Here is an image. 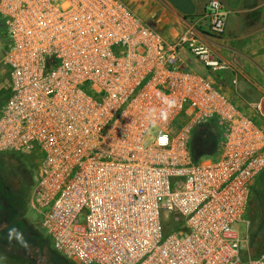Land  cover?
Returning a JSON list of instances; mask_svg holds the SVG:
<instances>
[{
	"label": "built area",
	"instance_id": "2783aa9c",
	"mask_svg": "<svg viewBox=\"0 0 264 264\" xmlns=\"http://www.w3.org/2000/svg\"><path fill=\"white\" fill-rule=\"evenodd\" d=\"M206 8L219 38L224 6ZM0 19V155L37 160L29 204L55 251L76 264H264L235 228L264 170V129L185 68L187 48L231 70L195 26L166 37L123 0H0ZM211 120L218 159L199 162L191 132Z\"/></svg>",
	"mask_w": 264,
	"mask_h": 264
},
{
	"label": "crops",
	"instance_id": "0c3cea01",
	"mask_svg": "<svg viewBox=\"0 0 264 264\" xmlns=\"http://www.w3.org/2000/svg\"><path fill=\"white\" fill-rule=\"evenodd\" d=\"M207 1L144 0L148 11L146 16H151L161 8L172 15V20L178 25V28H171L167 34L162 33L166 37L174 36L186 27L195 26L200 38L213 48L219 59L231 67V70L225 72L233 78L232 89H223L213 79L216 86L232 99L239 110L264 129V0H219L226 11L225 31L219 38L208 37L207 32L198 26L201 19H206ZM255 104H260L259 111L254 108ZM263 174L264 170L255 178L251 189Z\"/></svg>",
	"mask_w": 264,
	"mask_h": 264
},
{
	"label": "rangeland",
	"instance_id": "374dc122",
	"mask_svg": "<svg viewBox=\"0 0 264 264\" xmlns=\"http://www.w3.org/2000/svg\"><path fill=\"white\" fill-rule=\"evenodd\" d=\"M130 7L138 13L143 18L147 19L148 22L156 26L159 31L163 34H167L171 28H178L177 24L172 20V15L168 14L165 10L159 9L156 12L154 11L151 16H146L147 8L144 0H123ZM200 29L208 32L209 23L206 19H201L198 22ZM198 27V28H199ZM179 30V29H178ZM9 40L4 33V27L0 19V110L3 105L6 104L9 97V87H10V76L8 68L3 65L1 62L5 51L7 50ZM213 49V48H212ZM179 57L185 65V68L188 71L195 72L201 76L209 78L211 80L215 79L216 82L224 89H232V76L230 73L225 71H216L211 72L206 68L201 62L195 57L188 49H181L179 51ZM238 85V84H237ZM209 129L213 128L216 135V141L223 139V129L215 121L211 120L207 123ZM153 130H151L152 132ZM195 131L191 132V138L193 137ZM11 154V153H9ZM16 155L8 156L4 158L5 171L1 172L3 185L8 188V190L16 189L18 186L26 185V193L24 204L26 207V218L32 222L36 228L38 227V218L39 215L37 212L30 206L29 198L31 191L34 188L36 179H37V160L35 157L25 156L28 153L17 152ZM218 159V153H213L210 155H203L200 157L199 162L211 161L215 162ZM13 175V177L11 176ZM15 176V177H14ZM28 184V185H27ZM257 202V204H256ZM247 215L243 217V220L235 225L241 238L246 239L249 236V243L247 245L246 251H250V238L254 233L260 230L264 226V216L262 215L264 211V174L260 176L255 182L251 189L249 202L247 204ZM248 221V225H247ZM3 225L0 223V229ZM43 232V231H42ZM4 250L0 247V255ZM10 251V250H9ZM264 254V248L253 257H257ZM245 254L242 256L245 258ZM35 258L31 261L24 259L19 256L18 253L12 252L9 255V261L6 264H52L46 262L39 255L36 254ZM66 264H76L73 261L65 260ZM1 264V263H0Z\"/></svg>",
	"mask_w": 264,
	"mask_h": 264
},
{
	"label": "trees",
	"instance_id": "16d2710c",
	"mask_svg": "<svg viewBox=\"0 0 264 264\" xmlns=\"http://www.w3.org/2000/svg\"><path fill=\"white\" fill-rule=\"evenodd\" d=\"M210 133L214 152L217 141L213 128H210ZM6 155L16 154L0 155V223L3 225L0 229V247L4 250L0 255V263L6 264L9 255L15 252L28 261L33 260L37 254L46 262L66 264L67 259L54 250L51 239L46 233L27 220V206L24 204L27 186L20 184L18 188L8 190L3 185L1 172L5 171L4 158L8 157ZM25 156L33 157L31 154ZM249 247L251 256L258 254L264 248V226L251 236Z\"/></svg>",
	"mask_w": 264,
	"mask_h": 264
},
{
	"label": "flooded vegetation",
	"instance_id": "af4514ba",
	"mask_svg": "<svg viewBox=\"0 0 264 264\" xmlns=\"http://www.w3.org/2000/svg\"><path fill=\"white\" fill-rule=\"evenodd\" d=\"M193 149L195 152L206 150L211 145V133L208 125H202L195 129Z\"/></svg>",
	"mask_w": 264,
	"mask_h": 264
},
{
	"label": "water",
	"instance_id": "95a60500",
	"mask_svg": "<svg viewBox=\"0 0 264 264\" xmlns=\"http://www.w3.org/2000/svg\"><path fill=\"white\" fill-rule=\"evenodd\" d=\"M193 138H194V136L192 137L191 148H192V152H193L195 160H198L203 155H210L213 153V146H211V145L204 151L195 152L193 149Z\"/></svg>",
	"mask_w": 264,
	"mask_h": 264
},
{
	"label": "clouds",
	"instance_id": "9594fccd",
	"mask_svg": "<svg viewBox=\"0 0 264 264\" xmlns=\"http://www.w3.org/2000/svg\"><path fill=\"white\" fill-rule=\"evenodd\" d=\"M161 100L163 103H165V107H167L169 104H174V101H171L170 99H168L167 97L163 96V94H160ZM154 115L153 113L149 112L148 116L149 118Z\"/></svg>",
	"mask_w": 264,
	"mask_h": 264
}]
</instances>
